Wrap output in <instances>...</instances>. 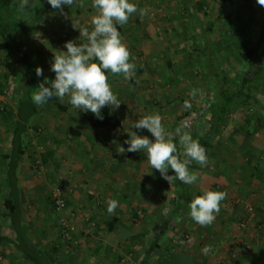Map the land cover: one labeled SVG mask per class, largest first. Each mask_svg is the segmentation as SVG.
Here are the masks:
<instances>
[{
  "label": "rangeland",
  "instance_id": "374dc122",
  "mask_svg": "<svg viewBox=\"0 0 264 264\" xmlns=\"http://www.w3.org/2000/svg\"><path fill=\"white\" fill-rule=\"evenodd\" d=\"M16 2L17 11L4 10V17L14 33L21 28L25 32L24 48L32 57L33 69L26 82L16 62L19 55L11 49L0 50V86H3L0 92V169L7 163L24 90H29L32 99L40 82L55 78L50 70L54 54L66 51L67 41L86 42L79 30L91 31V20L96 14L92 0H75L71 6H64L63 12L53 9L47 0ZM130 2L137 5L138 11L123 25L120 38L135 68L128 79L123 73H108L111 90L129 109L123 125L119 129L94 128L85 121L84 112L74 108L65 96L56 98L63 109L54 101L38 106L39 115L23 138L27 148L23 165L29 167L32 180H28L38 192L34 199L26 196L24 201L28 213L26 225L33 245L43 249L56 264H140L158 232L163 236L150 259L151 264H158L171 250L175 251V229L181 219H185L184 225L190 220L177 214L179 191L175 180L170 184L163 179L160 172L148 164L144 153L127 152L128 145L124 143L129 139L127 133L136 131L154 140L146 129L137 130L132 125L145 115L159 114L166 132L173 133L177 152L183 151L179 136L175 135V129L182 123L179 118L195 111L206 121L207 105L216 96V84L209 75L203 48L210 42L219 52L225 70L244 75L245 65L237 44L243 35L253 45L259 29L253 16L260 12L257 0ZM139 9L146 10L143 17ZM248 15H252L249 24ZM237 24L244 29H238ZM4 39L0 30V42ZM38 66L43 69L40 77L36 75ZM193 91L195 96L191 94ZM185 101L191 106L184 107ZM260 101L264 106V85ZM245 122L247 124L243 125ZM256 128L260 129L258 133ZM213 153L207 155V164L202 168L210 170V174L221 168L224 174L214 177L193 170L198 176L192 184L195 190L225 192L220 211L239 210L254 217L264 203V110L250 106L232 115ZM71 158L77 160L71 162ZM69 160L70 166L78 165L73 184L63 176ZM168 175H173L170 169ZM71 185L78 194L87 195L85 201L77 211L72 209L71 212L68 206L63 212H56L51 206L53 189L65 186L69 191ZM110 199L118 201V207L111 214L106 210ZM3 206L0 200V234L14 237L3 217ZM165 218L170 221L168 227L163 226ZM62 219L73 229L65 232ZM113 220V230L108 233V225ZM263 224L260 221L258 226L249 229H256L257 235L262 236ZM186 236L184 233L182 240L189 238ZM10 249L14 252L10 244L0 243V264H30L13 257Z\"/></svg>",
  "mask_w": 264,
  "mask_h": 264
},
{
  "label": "clouds",
  "instance_id": "9594fccd",
  "mask_svg": "<svg viewBox=\"0 0 264 264\" xmlns=\"http://www.w3.org/2000/svg\"><path fill=\"white\" fill-rule=\"evenodd\" d=\"M53 9L63 12L64 6H71L75 0H47ZM264 6V0H257ZM24 4H21L23 7ZM92 7L96 14L92 17L93 29H80V37L86 42H65L66 51L54 54L50 70L55 73V78H45L39 83L32 94V101L37 106L46 103L53 97L63 99L68 96V102L76 109L85 113H92L99 119H103L101 109L110 106L118 109L120 102L111 90L108 83V73H123L126 79L133 74L135 65L129 62L130 53L123 44L117 25L123 26L129 17L138 11V7L130 0H92ZM143 17L145 9H139ZM98 61L93 62V61ZM36 75H43L41 67L36 68ZM47 85V86H46ZM196 95L195 91L191 93ZM191 105L185 101L184 107ZM137 130L146 129L154 140L147 136L138 135L136 131L127 133L129 139L124 143L128 145L127 152H142L146 156L152 169L160 172L161 177L170 184L179 180L184 184H194L198 176L190 171L189 165L193 161L201 167L207 164L206 150L198 140L193 139L188 131L189 126L182 122L175 129V135L179 136V143L183 151L177 153V146L173 142V133L166 132L159 114L145 115L133 123ZM120 150L125 148L119 146ZM182 157V158H181ZM172 170L174 175H168ZM226 197L222 191L205 190L201 195H196L188 204L190 217L201 226L212 224L216 219V213L220 211V202ZM118 207V201L108 200L107 212L113 213ZM168 209H164L167 212ZM202 251L208 253L209 246Z\"/></svg>",
  "mask_w": 264,
  "mask_h": 264
},
{
  "label": "trees",
  "instance_id": "16d2710c",
  "mask_svg": "<svg viewBox=\"0 0 264 264\" xmlns=\"http://www.w3.org/2000/svg\"><path fill=\"white\" fill-rule=\"evenodd\" d=\"M18 7L19 4L16 0H0V30L3 31L5 37V39L0 42V50L11 49L19 55L16 62L21 69L22 76L27 82L33 69V60L30 53L24 48L23 42L25 39V32L21 28L14 33L8 20L4 17V10L16 12ZM253 16L259 27L256 33L255 43L250 45L249 40H245L242 35V38H240L237 44L240 57L245 65L244 75L237 76L225 70L218 57L219 52L213 48V44L208 42L203 48V54L208 60L207 68L209 75L216 84V96L208 103L206 109L208 119L204 121L195 111H189L179 118V122H184L189 126L185 128V131L190 132L193 139L199 141L201 146L205 148L206 155L214 154L215 144L222 138V133L228 126L232 115L238 114L241 110L250 106H257L259 109L264 110V106L260 101V93L264 85V6L260 5L259 14H254ZM247 19L249 20V24L252 15H248ZM236 26L240 30L244 29L243 25L240 26L237 24ZM122 27L123 26L117 25L119 34L122 32ZM249 33L251 34L252 32L250 31ZM95 62L98 63V61ZM0 92H3L2 85L0 86ZM22 95L10 142L11 153L8 157V170L4 177L7 185L6 189L8 188L9 200L5 202V208L7 210L6 213L3 214V217L8 221L14 233V238L12 239L11 237L0 234V243L2 245L11 244L15 248V253L30 264H56L54 260L46 258L41 250L33 246L27 236L22 220L21 197L17 187L18 178L16 172L22 157L27 153V148L23 144V138L28 132V123L39 111L38 107H36V104L33 103L31 99L29 90H24ZM48 101L57 102L56 104L58 107L63 109V106L58 103L55 97ZM128 112V106L120 103L118 109H112L110 106L102 108L101 113L103 119L97 118L90 112H84V119L94 128L119 129L126 121ZM246 124L245 122L243 125ZM258 126H260V124L257 125V128ZM257 128L256 132L258 133L260 129ZM181 152L182 151H179L176 154ZM189 169L191 171L199 170V172H203L207 175L212 174L215 175L214 177H221L222 174H224V170L221 168L211 171L210 174V170L203 169L195 161L189 165ZM172 174L174 175L173 171ZM175 183L179 191L176 197L177 214H181V218L187 217L193 220L191 217H188V204L192 201L194 196L201 195L202 192L195 190L192 184H184L179 180H175ZM3 191L4 190L0 187V197ZM257 210L259 213L264 214V203H262ZM169 222L170 221L165 218V220H163V226L168 227ZM114 223L115 220L109 223V230L113 229ZM165 232L166 231H164V233ZM161 236H163V233L160 232L154 236L145 251V260L141 261L140 264H151V256L159 248ZM53 250L56 252L55 248H53ZM12 256L15 257L14 254H12Z\"/></svg>",
  "mask_w": 264,
  "mask_h": 264
},
{
  "label": "crops",
  "instance_id": "0c3cea01",
  "mask_svg": "<svg viewBox=\"0 0 264 264\" xmlns=\"http://www.w3.org/2000/svg\"><path fill=\"white\" fill-rule=\"evenodd\" d=\"M36 107L38 106L36 105ZM37 115L39 114H36L30 119L28 126H31L32 123H35L34 118ZM70 133L71 129L68 130L69 136H71ZM88 151H90V149H88ZM10 153L11 143L9 145L8 156L6 157L7 163L3 168L0 169V187L2 188V190H4L3 194L0 197V200L3 201L4 206L5 202L9 200L8 188L6 189L7 185L5 183L4 177L8 170V157ZM26 156L27 153L22 157L21 162L19 163V166L17 168V187L21 197L20 204L23 224L25 226L27 236L33 244L29 228L26 225V218H28V213H26L24 201L26 199V196L34 199L36 193L38 192H36L37 188L33 187L31 181L28 180H32V176L30 175L31 171L29 170V167L23 165V161ZM74 160H77V158H71V162ZM71 162L67 167L66 175L63 176H66L65 179L68 180V183L73 184L77 176L78 169L76 168L78 167V165L70 166L72 165ZM111 192V194H113L112 190ZM101 193H104V191H102ZM109 193L107 194L109 195ZM86 196V194H78L76 192V188L71 185L66 195L67 207L69 206L68 209L71 210V212L72 209L77 211V207L81 206V204L85 201ZM94 209L95 207H93V210ZM6 210L7 209L4 208L3 214L6 213ZM215 215V221L207 226H201L200 224L196 223L194 220L191 219L188 221L187 224L184 225L185 219H181L178 227L175 229V233H177L175 234V251L171 250L175 253H168L167 256L163 258L158 264H264V231L261 233L262 236H260L257 235L256 229H249L250 226H258V223L260 221L264 222V214L257 212L254 217H251L250 215H244L239 210H222L219 211V213H216ZM112 230H109L107 228L108 233H110V231ZM184 233L188 235L186 236L187 238L189 237L187 240H182V235H184ZM11 238L13 239L14 237ZM178 238L180 239L179 242L177 241ZM205 246L210 247V251L208 253H204L202 251ZM35 248L41 250L46 256L43 249L37 247ZM13 250L14 252L11 249L9 250L11 254H14L16 258H21L23 261H25L20 255H17L15 253L14 247ZM154 254L155 253H153L152 256ZM46 258L50 259L48 256H46Z\"/></svg>",
  "mask_w": 264,
  "mask_h": 264
},
{
  "label": "built area",
  "instance_id": "2783aa9c",
  "mask_svg": "<svg viewBox=\"0 0 264 264\" xmlns=\"http://www.w3.org/2000/svg\"><path fill=\"white\" fill-rule=\"evenodd\" d=\"M67 187L61 186V187H56L52 191L51 195V203L53 208L55 209L56 212L61 213L67 208V200H66V195H67ZM61 225L65 232H67L70 229H73L70 223H68L65 219L61 220ZM64 235H66L64 233Z\"/></svg>",
  "mask_w": 264,
  "mask_h": 264
}]
</instances>
